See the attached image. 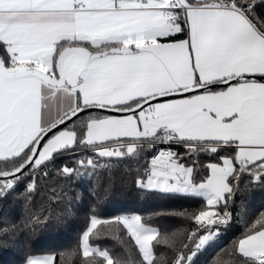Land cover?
I'll return each instance as SVG.
<instances>
[{
	"label": "snow or ice",
	"instance_id": "snow-or-ice-1",
	"mask_svg": "<svg viewBox=\"0 0 264 264\" xmlns=\"http://www.w3.org/2000/svg\"><path fill=\"white\" fill-rule=\"evenodd\" d=\"M77 154L58 175L139 157L141 189L204 203L176 214L194 225L178 232L92 214L76 264H196L231 226L237 193L264 185V0H0V201L21 186L30 200L38 176ZM99 225L116 226L119 247ZM224 255L264 264V212Z\"/></svg>",
	"mask_w": 264,
	"mask_h": 264
},
{
	"label": "trees",
	"instance_id": "trees-1",
	"mask_svg": "<svg viewBox=\"0 0 264 264\" xmlns=\"http://www.w3.org/2000/svg\"><path fill=\"white\" fill-rule=\"evenodd\" d=\"M175 151L183 153L185 150L177 146ZM225 154L221 152V156ZM84 156L96 158L90 152H85ZM80 158L77 154L71 159H62L55 167L50 166L49 176H38L30 200L20 195L24 191L21 186L7 200L0 201V264H24L27 255H53L54 264H76V257L68 254L77 247L92 214L105 220L137 212L150 220L152 226L161 229L178 232L194 227L176 214L185 209H199L204 203L202 198L141 189L136 181L141 178L138 173L145 165L143 158H98V164L105 166H98L95 170L79 169L81 173L91 174L71 179L57 174L56 167L67 165L78 168L76 161ZM198 159L202 165L218 161V158L207 154H201ZM204 174L206 169L200 173L201 176ZM251 179L243 174L239 187L243 189ZM229 210L233 215L231 226L221 229L219 240L211 242L201 251L196 257V264H215L217 260L231 264L234 259H243L226 256L224 250L254 222L260 212H264V185L252 181L248 191L237 193ZM37 218L39 223L35 222ZM98 228L106 234L102 242L104 246L119 247L115 225H99ZM5 229L8 230L7 236ZM173 255L168 253L169 257Z\"/></svg>",
	"mask_w": 264,
	"mask_h": 264
},
{
	"label": "rangeland",
	"instance_id": "rangeland-1",
	"mask_svg": "<svg viewBox=\"0 0 264 264\" xmlns=\"http://www.w3.org/2000/svg\"><path fill=\"white\" fill-rule=\"evenodd\" d=\"M215 162H219V161H215ZM135 214H139V213H137V212H135ZM219 239L217 238V239H215L214 241H212V242H217Z\"/></svg>",
	"mask_w": 264,
	"mask_h": 264
},
{
	"label": "built area",
	"instance_id": "built-area-1",
	"mask_svg": "<svg viewBox=\"0 0 264 264\" xmlns=\"http://www.w3.org/2000/svg\"><path fill=\"white\" fill-rule=\"evenodd\" d=\"M176 147H177L176 145H173V146H172V148H173L174 150H176Z\"/></svg>",
	"mask_w": 264,
	"mask_h": 264
},
{
	"label": "water",
	"instance_id": "water-1",
	"mask_svg": "<svg viewBox=\"0 0 264 264\" xmlns=\"http://www.w3.org/2000/svg\"><path fill=\"white\" fill-rule=\"evenodd\" d=\"M108 114V113H107Z\"/></svg>",
	"mask_w": 264,
	"mask_h": 264
}]
</instances>
